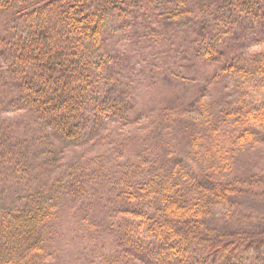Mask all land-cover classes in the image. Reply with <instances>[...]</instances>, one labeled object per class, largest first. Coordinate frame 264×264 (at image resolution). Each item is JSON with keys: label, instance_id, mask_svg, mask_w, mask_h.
<instances>
[{"label": "trees", "instance_id": "1", "mask_svg": "<svg viewBox=\"0 0 264 264\" xmlns=\"http://www.w3.org/2000/svg\"><path fill=\"white\" fill-rule=\"evenodd\" d=\"M0 34L6 47L14 49L21 60L19 71L12 75L11 71L18 69L13 61H18L10 57L12 63L4 67L6 82L0 87V95L15 105L12 115L18 117L7 118L6 123L0 119V264H52L55 250L61 252L52 245L64 222L59 216L74 208V201L77 213L70 215L73 220L85 219L97 225L104 219L103 213L111 212L100 209L99 190L104 184H100L98 176L87 178V169L72 174L77 170L73 171L72 165L61 172L64 175L54 185L44 180L49 176H42L45 173L40 171L52 169V149L45 147L41 155L35 156L30 149L52 137V129L45 130L49 122L55 129L61 128V135L54 130L53 136L72 130L74 140L69 144L89 145L94 131L98 132L93 113L101 122L104 118L99 112L104 107H98L100 103L108 101L110 106L131 100L115 90L136 89L130 84L139 62L153 64L151 78H159L161 69L174 67L188 73L195 71L190 81L200 80L201 76L210 82L208 87L223 83L225 74L230 73L233 80L242 84L237 86L246 99V108H254L260 96L249 83L250 76L259 78L255 75L260 72L264 77V54L248 58L243 51L249 43L261 45L264 40V0H0ZM154 59L158 61L153 63ZM114 64H120L122 71ZM124 70L128 78L124 77ZM162 82L168 87L176 86L164 78ZM24 95L37 100L38 106L19 104ZM79 102L81 105H74ZM131 102L134 107L135 101ZM74 108L78 109L75 113ZM29 110L32 114H28ZM21 112L28 117L21 116ZM69 116L73 121H67ZM220 136L212 138L211 144V136L203 135L202 149L206 154H201V161L206 166L218 167L221 156L227 157L228 150ZM18 137H24L22 144L17 143ZM53 152L56 154V150ZM98 163L102 164V160ZM27 166L38 167L40 175L30 176L33 172ZM211 170L197 174L187 188L182 178L172 175L158 177L154 173L138 180L134 176H107L112 183L110 188L117 182L116 206L140 199V195L152 196L154 204L151 214L146 215L147 222L120 219L126 215L118 212L121 222L117 226L124 234L111 236L117 247L111 258L117 259L119 249L127 243L123 239L129 238L135 242L133 253L146 264L151 259L141 249L142 244L150 252L179 253L177 261L188 259L190 264H264V235L248 238L234 231L236 227H213L208 223L213 218L209 211L213 203L235 199L229 187L216 184L218 172ZM35 178L41 179L46 192L31 187ZM89 178L96 182L89 183ZM121 180L123 184L118 185ZM16 181L23 184L24 196L21 191L19 195L7 196L2 189L8 190L10 185L11 191L19 190ZM96 202L99 207L93 208ZM88 206L89 215V209L82 212ZM81 213L87 216L79 217ZM160 225H165L167 231L157 229ZM90 234L109 244L108 236ZM131 243L129 248H133Z\"/></svg>", "mask_w": 264, "mask_h": 264}, {"label": "rangeland", "instance_id": "2", "mask_svg": "<svg viewBox=\"0 0 264 264\" xmlns=\"http://www.w3.org/2000/svg\"><path fill=\"white\" fill-rule=\"evenodd\" d=\"M207 17L213 19L212 16L207 15ZM199 18V20H203L205 16ZM29 41L28 39L27 42ZM5 43L0 34V87L4 86L3 81L6 82L7 70L4 67L6 68L10 62L12 63L10 57H15L18 61V63L13 61L14 66H17L18 69L12 68V75L19 71V62L21 61L17 52L6 47ZM259 43L251 42L244 47L243 51H246L245 54L248 58L254 55L261 57L264 54V40L261 45ZM128 58L131 57L128 56ZM132 58L131 63L135 60L134 57ZM155 61L158 59H154L153 63ZM259 61L261 62V60ZM76 66H80V63H77ZM113 66L118 71H122L120 64ZM142 66L146 68L141 69ZM152 66V63L149 66L142 65L140 62L135 64L136 73L130 85L133 84V88L136 89L132 90L130 87H126L122 90H115L130 96L129 102L120 104L118 101L110 106L108 101V103L99 104L98 107L101 106V109L104 107L99 112L104 120L99 122L98 114L93 113L92 121L95 127L98 126V132L94 131V135L88 140L89 145L76 147L74 144H69L74 140L72 130H69L68 133L65 130L62 132V136H59L61 128L58 126L55 129V125L49 122L45 130L49 132L52 129V133L50 131L52 137L30 149V153L32 152L34 156L39 153L41 155L45 147L52 149V169L49 168L48 172L47 168H42L40 172L45 173H42V176H49L44 180H50L53 185L56 179L64 175L61 172L68 170L72 165L73 171L77 169L72 174H77L80 169L81 171L87 169L89 175L87 178L98 176L100 184H104L101 191L98 189L101 194L100 209H111V212L102 214L104 219H100L98 221L100 224L97 225H92V221L87 222L85 219H72L70 215L77 213L75 201L73 202L74 208L63 211L59 218L63 219L65 223L63 221L60 223L57 236L52 242L55 249H61V252L55 250L52 264H146V260L140 259L133 253L136 248L134 247L135 242L131 243L129 238L123 239L127 243L123 244L119 249V256L113 260L111 254H115L117 247L115 238L113 239L111 236L124 234L122 229L117 226L121 222L120 219L147 222L146 215L151 214L150 208L152 205L154 206L150 200L152 196L140 195V199H131L130 202L118 207L114 202L116 196L114 194L118 191V187H115L117 182L110 188L112 183L108 182L107 176L126 175V179H129V176H134L133 178L138 180L140 177L152 176L154 173L158 177L172 175L177 176L180 180L182 178L181 182L187 188L188 183L195 182L197 174L212 168L211 171L218 172L217 178H214L216 184L229 187L235 199L231 198L226 202L220 201L213 203L212 207L209 206L213 218L208 223L213 227L215 225L224 227L228 224L233 228L236 227L234 231L237 233L240 231L242 236L248 238L253 234L264 235V77H261L260 72L255 75L259 78L250 76L249 81L251 82L249 83L258 90L257 95L260 96L256 100L258 104L254 108H249L250 106L246 108V99L239 91L240 87L237 86L242 84L233 80L230 73L225 74L227 79L222 80L223 83H212L208 87L210 82L201 76L198 77L200 80L190 81L191 77L195 76V71L188 73L174 67L173 69H161L159 78H151ZM206 67H209V70L215 69V66ZM123 72L124 77L128 78L126 70ZM163 78L176 86L168 87L162 82ZM14 79L10 82L12 83ZM181 82L184 84L181 85ZM17 97L19 98V96ZM131 101H135L134 107L130 106ZM10 102L7 101L6 96L0 95V119L5 123L7 118L14 117L12 112L16 110L15 105H11ZM38 103L37 100H32L24 95L20 97L19 104L33 108L31 106L37 107ZM74 105H81V103ZM55 106L52 105V109L59 111L58 107L54 108ZM217 106H219L218 110ZM77 110L74 108L73 113ZM106 110L108 114L105 112ZM29 113L32 114L30 110ZM25 115L21 112V116ZM26 117L28 116L26 115ZM31 117L33 116L31 115ZM67 121L73 120L69 116ZM54 130H56V134H59L56 137L53 136ZM19 134L24 133L20 131ZM203 135L211 136L209 141L211 144L215 137L221 135L229 158L225 154L223 157L221 156L218 167L215 165L206 166V163L201 161V154H206L202 149ZM23 138L18 137L17 143L22 144ZM83 138L86 136L84 135ZM211 147L212 145H210ZM55 150L56 154L53 152ZM86 158L89 163L86 162ZM99 159L102 160V164L98 163ZM101 165L104 167H99ZM110 169L115 171L109 172ZM29 170L31 173L33 172V175L30 176L40 175L36 166L30 167ZM5 178L7 179V177ZM9 178L10 176H8ZM89 179V183L96 182L92 178ZM16 183L20 188L17 191L15 189L11 191L10 185L8 190L2 189L7 196L10 197L11 193L19 195L21 189H24L22 183L17 181ZM121 184H123V180L118 182V185ZM31 187L38 190L45 189L46 192L45 185L42 186L39 178L32 180ZM122 187H125V184ZM24 191H21L20 195H23ZM98 207L99 203H94L93 208ZM87 209L90 210L87 215L91 214L90 206L83 209L82 212ZM119 211L122 214L125 213L126 216L118 219ZM83 214H79V217L87 216ZM157 229L167 231L165 225H160ZM202 231L206 232L203 229ZM94 232H98L100 236H108L109 244L91 236L90 233L94 234ZM127 232L130 233L128 230ZM130 243L133 248H129ZM122 249L123 255L121 254ZM141 249L151 259H147V264H190L188 259L177 261L180 257L179 253L150 252L145 244H142ZM251 264H256V262Z\"/></svg>", "mask_w": 264, "mask_h": 264}]
</instances>
